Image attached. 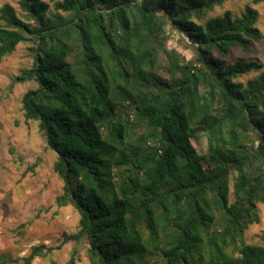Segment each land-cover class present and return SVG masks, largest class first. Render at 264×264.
Listing matches in <instances>:
<instances>
[{"label": "trees", "instance_id": "16d2710c", "mask_svg": "<svg viewBox=\"0 0 264 264\" xmlns=\"http://www.w3.org/2000/svg\"><path fill=\"white\" fill-rule=\"evenodd\" d=\"M227 1L0 7V63L28 45L31 65L11 81L35 86L23 118L55 154L57 207L78 216L61 235L74 246L65 264L78 249L88 264H264V232L263 246L244 241L264 204V65L232 58L262 35L250 6L207 18ZM58 248L3 253L0 264Z\"/></svg>", "mask_w": 264, "mask_h": 264}, {"label": "rangeland", "instance_id": "374dc122", "mask_svg": "<svg viewBox=\"0 0 264 264\" xmlns=\"http://www.w3.org/2000/svg\"><path fill=\"white\" fill-rule=\"evenodd\" d=\"M19 0H0V7L9 4L19 14ZM246 6L258 13L256 27L262 38L254 43L252 52L233 51L232 58L254 59L264 65V2L228 0L215 8L207 18L230 11L239 15ZM176 38V37H175ZM186 57L190 52L178 43H171ZM28 45H19L15 52L0 63V254L15 257L26 255L35 245L56 248L45 259L33 264H65L74 249L72 244L60 245L62 233L76 231L78 216L71 207L59 208L56 197L61 194L62 183L53 173L55 154L46 148L43 136L35 122H25L21 109L24 93L35 86L31 82L12 84V78L31 65ZM199 152L203 145H194ZM37 162L33 172L30 168ZM259 223L249 227L244 241L249 245L263 246L264 204L258 205ZM78 249V248H77ZM76 264H88L84 254H76Z\"/></svg>", "mask_w": 264, "mask_h": 264}]
</instances>
